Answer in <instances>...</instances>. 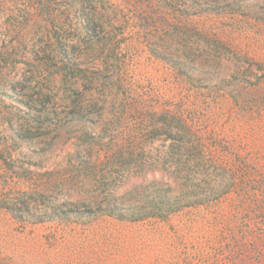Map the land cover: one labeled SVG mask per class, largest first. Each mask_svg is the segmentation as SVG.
<instances>
[{"label": "rangeland", "instance_id": "obj_1", "mask_svg": "<svg viewBox=\"0 0 264 264\" xmlns=\"http://www.w3.org/2000/svg\"><path fill=\"white\" fill-rule=\"evenodd\" d=\"M199 1L0 0V199L35 190L39 210L95 197L127 203L123 182L130 173L145 186L166 179L156 160L172 148L163 121L168 111L196 119L212 152L234 145L257 151L264 112L240 115V104L253 99L251 84L235 101L239 91L219 77L193 84L153 53L160 47L184 57L193 26L230 46L229 67L252 80V72L262 73L264 0ZM206 4L219 13L191 14ZM192 52L203 58L201 50ZM12 128L26 137L15 140ZM110 147H133L148 158L107 162ZM97 153L103 162L93 171L85 159ZM231 198L137 222L98 214L82 223L32 225L0 209V244L55 264H225ZM18 232L28 242H16Z\"/></svg>", "mask_w": 264, "mask_h": 264}, {"label": "trees", "instance_id": "obj_2", "mask_svg": "<svg viewBox=\"0 0 264 264\" xmlns=\"http://www.w3.org/2000/svg\"><path fill=\"white\" fill-rule=\"evenodd\" d=\"M211 4H206L200 11L191 14L201 11L219 13V8ZM188 32L190 45L184 57L175 58L173 53L167 51L161 53L160 47L155 48L153 53L174 65L176 69H182L183 75L193 84L195 80H203L209 76L219 77L223 80V86L228 87L230 92L239 91V94L233 95L235 101L245 93L244 85L251 84L252 88L247 93L250 92V98L253 96V99L240 104L243 113L240 115L263 113L264 69L259 65L262 73L252 72L257 78L249 79V74L229 67L228 63L232 62L233 55L230 54L232 51L230 46L224 41L193 26L189 27ZM196 50H201L204 60L198 59L192 52ZM67 54L65 51L64 57H67ZM240 59L251 60L248 57ZM220 63L223 65H219ZM222 66L224 67L220 71L218 68ZM11 108L18 113H26L25 110L16 108L14 104H11ZM50 118V111H46L45 119L50 122ZM164 118L172 148L166 158L158 156L156 161L159 165L158 171L166 175V179L145 186L137 172L130 173L123 182L125 194L130 196L127 203L111 199L100 200L95 197L89 202L54 203L48 209L39 210L36 202L37 191L28 190L19 197H1L0 209L32 225L50 221L82 223L83 218L95 217L98 214L113 216L121 221L137 222L151 218L166 219L191 206L210 208L233 196L227 209L232 223L227 228L224 262L264 264V137L262 136L257 151L242 146L236 148L234 145L232 150L217 153L208 149V141L196 131V119L187 118L184 113L178 111H168ZM72 119L75 118H67L68 122ZM11 131L15 140L26 137L20 130L12 128ZM79 152H76L77 158ZM118 155L136 162L148 158L146 154L136 152L133 147L124 152L114 150V147L105 151L107 162L116 159ZM12 156L9 158L13 159ZM88 156L89 158L85 159V166L93 171L99 169L103 162L101 153ZM16 240L21 244L28 242L24 232H18ZM53 240L58 242L56 238ZM242 242L248 245H244L239 251ZM47 258L43 259L23 251L17 253L12 248L0 244V264H55L52 259Z\"/></svg>", "mask_w": 264, "mask_h": 264}]
</instances>
